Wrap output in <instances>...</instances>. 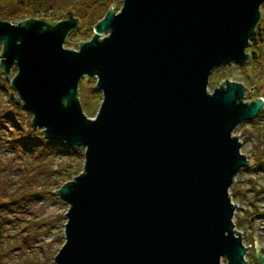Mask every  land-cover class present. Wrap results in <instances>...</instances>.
Returning <instances> with one entry per match:
<instances>
[{"label":"water","instance_id":"water-1","mask_svg":"<svg viewBox=\"0 0 264 264\" xmlns=\"http://www.w3.org/2000/svg\"><path fill=\"white\" fill-rule=\"evenodd\" d=\"M263 3L121 0L77 49L64 47L80 26L70 9L57 22L0 19V72L32 126L84 148L82 170L54 191L68 204L54 264H247L230 189L253 162L233 131L264 98L208 82L213 68L250 60ZM84 76L102 94L93 117Z\"/></svg>","mask_w":264,"mask_h":264},{"label":"rangeland","instance_id":"rangeland-1","mask_svg":"<svg viewBox=\"0 0 264 264\" xmlns=\"http://www.w3.org/2000/svg\"><path fill=\"white\" fill-rule=\"evenodd\" d=\"M120 6L121 0H114L115 9H119ZM64 14L52 13L50 16V13L47 12L48 16L46 17V14L42 12V14H35V18H45L47 21L53 22L61 20ZM27 18L22 16L12 19L11 22L17 23ZM0 19L6 20V18ZM81 41L82 39H79V42ZM77 44L78 42L74 45L67 46L64 43V47L77 49ZM248 49L247 52H249ZM241 72V68L236 63L229 64L226 67L225 76L221 77L220 75L222 73L217 72L213 68L209 76L208 89L212 90L225 79L239 81L244 84V80L241 78ZM15 73L16 69L13 67L12 76ZM2 77L5 78L1 71L0 78ZM88 80L86 76L81 78L78 85V92L84 114L88 117H93L102 99V94L98 92L96 96H91L93 86H96V82L95 78H93L94 82H89ZM6 81H10V79H6ZM245 87L246 90L243 100L251 101L247 98V86L245 85ZM10 97L6 92L0 91V120H2L5 126L9 127L11 124L4 116H15L16 112H20V115L15 117L18 119V123L25 127L27 119L31 120L32 114L28 111H20L12 107L9 102ZM249 121L251 120L241 122L234 129L233 134L238 136L241 141V152L250 159L257 145H260L264 149V128H261V132L250 130L252 124ZM260 124L262 122L259 123V126H261ZM0 131L4 132V135L0 132L2 135V139L0 140V190L3 191V201L9 204L2 211L3 217H1L3 221L1 230L4 237L0 242V249L5 253L3 264H54V256L65 240L64 223L66 221L65 213L68 209V204L54 193L57 189V182L54 180L57 179L59 183L62 181L60 180L61 178L58 179L59 177L53 172V169H61L66 164V159H64L66 157L56 152L37 155L35 158L29 154L14 153L10 148L11 143L7 141V129H0ZM81 152L83 155L84 148L81 149ZM83 160L84 156L81 158H70V161L75 164V169L80 170L83 166ZM35 163L38 166H34ZM238 174L231 188L239 180L245 179L244 174L240 176ZM49 179L53 183L50 184ZM260 182L263 183L264 181L261 179ZM36 185H43V188L33 191L35 189L33 187ZM46 185L52 190L55 196L49 194L39 196L44 194L45 189H48L45 187ZM247 185L243 184V186ZM35 193L38 196L32 195ZM251 193L249 191L244 193L241 198H234L233 202L237 205L234 222L238 220V216L242 212L240 206L246 205L251 200ZM261 200V206H263L264 200ZM222 263H226L225 258H222Z\"/></svg>","mask_w":264,"mask_h":264},{"label":"trees","instance_id":"trees-1","mask_svg":"<svg viewBox=\"0 0 264 264\" xmlns=\"http://www.w3.org/2000/svg\"><path fill=\"white\" fill-rule=\"evenodd\" d=\"M111 5H114V0H0V18H6L8 21L22 16L24 18H35L37 14H42V12L45 13V16L47 17V12L50 13V16L52 13L62 15L65 11L70 9L73 11L74 16L79 19L80 26L69 33L65 45L71 46L78 42V46L83 41L92 37L93 26L103 18ZM260 8L261 19L249 40L248 50L250 53V60L245 64H238L242 70L241 78L244 80V85L247 86V98L251 101L258 97L264 98V3ZM42 19L46 20L45 18ZM79 39H82V41L79 42ZM215 70L222 73L220 77L225 76L226 74V67H215ZM88 81L94 82L93 77ZM0 91H4L11 96L9 102L12 107L20 111L25 110L16 91L10 86V81H6L3 77L0 78ZM98 92H100V90L96 86H93L91 96H96V93ZM19 115L20 112L15 113V116ZM15 116H4L11 124L9 127L5 126L2 120H0V129H7V141L11 143L10 148L14 153L17 152L23 155L29 154L31 157L35 158L37 155H46L47 153L56 152L59 154L61 153L66 157L64 158L66 159V164L61 169H53V172L58 175V179L61 178L60 180L62 181L59 183L57 179L54 180L57 182H55L57 188L82 170L75 169V164L70 161V158H81L83 156L81 152L82 148L69 146L61 140L47 139L44 136L42 129L34 128L32 126L30 119H27L25 127H23L18 123V119ZM249 122L252 124L250 130L261 132V128H264V107L260 113ZM261 122L262 124L259 126V123ZM0 132L4 135L3 131ZM1 139L2 135L0 134V140ZM250 159L253 162L252 165L242 168L238 174V176L244 174L245 179L239 180V182L234 184L230 190L233 200L234 198H241L244 193L249 191L252 192L251 200H249L246 205L240 206L242 212L247 217L254 215L256 212L264 211V205L261 206V199L264 200V182H260L261 179L264 181V149L260 145H257L256 150H253V156ZM34 166H38V164L35 163ZM49 182L50 184L53 183L50 179ZM243 184L248 185L243 186ZM42 186L36 185L33 187L35 188L33 191L41 190L43 188ZM45 187L48 188L47 185ZM2 193L3 191L0 190V242L4 237L1 230L3 222L1 220V217H3L2 211L6 209L5 207L7 205H9L3 201L4 198L2 197ZM47 194L54 195L52 190L48 188L47 190L45 189L43 195L39 196H46ZM32 195L38 196L37 193ZM4 255L5 253L0 249V264L4 263Z\"/></svg>","mask_w":264,"mask_h":264},{"label":"flooded vegetation","instance_id":"flooded-vegetation-1","mask_svg":"<svg viewBox=\"0 0 264 264\" xmlns=\"http://www.w3.org/2000/svg\"><path fill=\"white\" fill-rule=\"evenodd\" d=\"M235 228L247 247L245 254L247 264H259L255 244H258L260 255L264 257V211L256 212L250 217L241 212L235 221Z\"/></svg>","mask_w":264,"mask_h":264},{"label":"clouds","instance_id":"clouds-1","mask_svg":"<svg viewBox=\"0 0 264 264\" xmlns=\"http://www.w3.org/2000/svg\"><path fill=\"white\" fill-rule=\"evenodd\" d=\"M96 82V81H95Z\"/></svg>","mask_w":264,"mask_h":264}]
</instances>
